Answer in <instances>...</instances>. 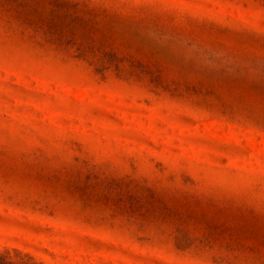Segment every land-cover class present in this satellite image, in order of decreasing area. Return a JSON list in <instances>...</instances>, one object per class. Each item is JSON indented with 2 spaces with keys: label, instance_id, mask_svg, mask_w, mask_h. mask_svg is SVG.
Wrapping results in <instances>:
<instances>
[{
  "label": "rangeland",
  "instance_id": "374dc122",
  "mask_svg": "<svg viewBox=\"0 0 264 264\" xmlns=\"http://www.w3.org/2000/svg\"><path fill=\"white\" fill-rule=\"evenodd\" d=\"M0 264H264V0H0Z\"/></svg>",
  "mask_w": 264,
  "mask_h": 264
}]
</instances>
